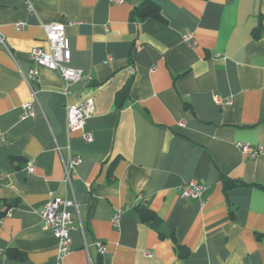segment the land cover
Returning <instances> with one entry per match:
<instances>
[{
	"label": "crops",
	"instance_id": "crops-1",
	"mask_svg": "<svg viewBox=\"0 0 264 264\" xmlns=\"http://www.w3.org/2000/svg\"><path fill=\"white\" fill-rule=\"evenodd\" d=\"M144 1L0 0V200L19 201L0 219V264H56L39 216L50 194L77 204L60 264H264V153L239 148H264V0H152L164 22L132 19ZM49 24L64 26L65 66L90 78L67 94L30 60ZM86 98L93 115L68 132L66 104ZM191 181L200 200L180 196Z\"/></svg>",
	"mask_w": 264,
	"mask_h": 264
},
{
	"label": "built area",
	"instance_id": "built-area-1",
	"mask_svg": "<svg viewBox=\"0 0 264 264\" xmlns=\"http://www.w3.org/2000/svg\"><path fill=\"white\" fill-rule=\"evenodd\" d=\"M112 2L117 0H111ZM25 26L24 22H19L17 28L21 29ZM44 36L47 43V50L32 49L29 53L30 60L35 66H42L49 70L55 71L59 74L61 79L63 90L65 94L68 92V87L77 81L86 82L90 81V78L84 76L81 71L67 68V64L70 60V52L68 41L65 36L64 26L61 24H49L43 27ZM184 42H187L191 46H194L193 34L185 32L182 36ZM0 43L5 47L4 43L0 40ZM6 48V47H5ZM7 49V48H6ZM37 76V70L32 68L27 77L24 76V80L29 86V80L34 79ZM31 90V89H30ZM31 102L23 106L28 116L33 117L35 115L33 104H37L36 93L31 90ZM217 104L230 103V100L216 99ZM66 120L68 132L80 130L84 126L85 120L92 116L95 107L94 100L92 98H86L80 104H66ZM84 140L90 141L91 135L86 134ZM242 154L248 157H255L264 153L262 146L252 147L245 144L239 145ZM79 164L78 158H71L64 162V181L70 183V175L74 172L75 167ZM27 172H32V163H27ZM182 199L200 200L206 191V188L200 185L196 181H191L178 188ZM77 204L73 199H58L50 194V200L39 211V216L43 224L49 228L56 238L58 245L56 249L55 261L56 264H60L61 260L70 253V231L72 230V220L69 213V209H76ZM120 214L116 213L112 216V224L118 226ZM81 228V227H80ZM97 248L100 254L103 253L101 244L97 243Z\"/></svg>",
	"mask_w": 264,
	"mask_h": 264
},
{
	"label": "trees",
	"instance_id": "trees-1",
	"mask_svg": "<svg viewBox=\"0 0 264 264\" xmlns=\"http://www.w3.org/2000/svg\"><path fill=\"white\" fill-rule=\"evenodd\" d=\"M131 18L132 19H136L139 21H144L146 19H153L159 22H164V17L160 12V9L158 8V6H156L154 4V2L152 0H145L143 3H141L139 6L135 7L132 11H131ZM128 92L127 87L122 90L121 92L118 93L117 95V100L119 99L120 96H124L123 99L126 97ZM118 107H120L119 103ZM235 184L231 181H227L225 183V187L227 189H230L232 187H234ZM0 203L2 204V206L4 207V211L0 212V219L11 209L14 208L18 205L19 201L16 200H11V201H7V200H0ZM136 213L138 215V217L140 218V220L142 222L148 223V222H152V223H156L155 217L154 215L149 212L147 209L145 208H136ZM8 255L10 257H18L19 253L16 252L15 250H9L8 251Z\"/></svg>",
	"mask_w": 264,
	"mask_h": 264
}]
</instances>
